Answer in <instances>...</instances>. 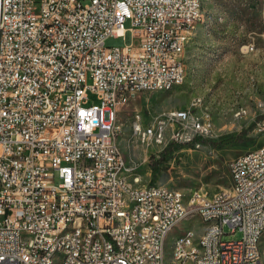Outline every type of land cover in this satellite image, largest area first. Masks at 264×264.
Returning <instances> with one entry per match:
<instances>
[{
  "label": "built area",
  "instance_id": "2783aa9c",
  "mask_svg": "<svg viewBox=\"0 0 264 264\" xmlns=\"http://www.w3.org/2000/svg\"><path fill=\"white\" fill-rule=\"evenodd\" d=\"M199 8L201 0H0V264H42L62 247L66 264H168L164 238L190 220L205 233L195 246L192 228L179 239L178 264H264V144L232 159L231 186L212 194L141 185L116 144L121 111L185 82ZM129 33L130 45L107 46ZM90 92L99 103L89 105ZM134 112L131 140L143 145L163 144L170 131L177 139L166 119L181 124L187 144L212 132L187 111L148 127ZM73 215L88 229L62 236Z\"/></svg>",
  "mask_w": 264,
  "mask_h": 264
},
{
  "label": "rangeland",
  "instance_id": "374dc122",
  "mask_svg": "<svg viewBox=\"0 0 264 264\" xmlns=\"http://www.w3.org/2000/svg\"><path fill=\"white\" fill-rule=\"evenodd\" d=\"M201 1L202 18L189 34L183 85L143 94L138 104L119 114L118 144L134 175L141 178L140 184L167 185L184 194L195 189L212 194L229 188L230 161L264 144V0ZM131 43L129 33L125 40L110 38L107 46L123 48ZM88 102L99 103L97 95L90 92ZM137 108L147 124L171 110L187 111L191 121H208L212 132L194 137L187 145L181 124L165 118L166 125L179 134L177 139L171 138L170 131L163 144L143 145L131 140ZM230 138L236 141L216 147ZM189 228L200 234L204 226L190 220L182 229L177 227L167 239V260L174 237ZM240 237L237 231L224 240Z\"/></svg>",
  "mask_w": 264,
  "mask_h": 264
},
{
  "label": "bare ground",
  "instance_id": "6f19581e",
  "mask_svg": "<svg viewBox=\"0 0 264 264\" xmlns=\"http://www.w3.org/2000/svg\"><path fill=\"white\" fill-rule=\"evenodd\" d=\"M202 2V1H201ZM199 17L200 18H194L192 20V28H194L195 24L199 22L202 18V3L201 8H199ZM181 85L178 83H170L168 86L165 87V90L161 91H167L172 89L173 87ZM133 123H137V112H134L132 122H131V134L133 135ZM138 124L140 127H148V124L145 121L144 116L138 117ZM145 138V130H137V139H144ZM116 144L117 147L120 148L118 144V135L116 137ZM120 153H122L120 149ZM124 155V154H123ZM134 178H140L137 175H134ZM194 203V196H185L184 197V204H192ZM80 225V230H87L89 227V220H81V215H73L70 219H68V226L69 227H62V236H69L70 235V229H77ZM204 229L202 233H198L194 228L192 229V234L190 235L188 239V246H195L196 243L201 240V234L205 233V224H203ZM171 233H167L164 238V260L168 264H178V249H179V239H187L189 235V230H184L179 233L178 238L176 236L173 239V243L171 245V254L170 258L167 260L166 258V243L167 239L170 236ZM69 261V247H62V253L59 257H49V262H45L42 264H53L56 262L57 264H66Z\"/></svg>",
  "mask_w": 264,
  "mask_h": 264
},
{
  "label": "trees",
  "instance_id": "16d2710c",
  "mask_svg": "<svg viewBox=\"0 0 264 264\" xmlns=\"http://www.w3.org/2000/svg\"><path fill=\"white\" fill-rule=\"evenodd\" d=\"M236 141V138H230L227 140H223L222 142H220L219 144H217L216 147L221 148L223 145H231ZM190 145V144H187Z\"/></svg>",
  "mask_w": 264,
  "mask_h": 264
},
{
  "label": "crops",
  "instance_id": "0c3cea01",
  "mask_svg": "<svg viewBox=\"0 0 264 264\" xmlns=\"http://www.w3.org/2000/svg\"><path fill=\"white\" fill-rule=\"evenodd\" d=\"M139 101H140V100H139ZM139 101H138V102H139ZM137 104H138V103H137Z\"/></svg>",
  "mask_w": 264,
  "mask_h": 264
}]
</instances>
